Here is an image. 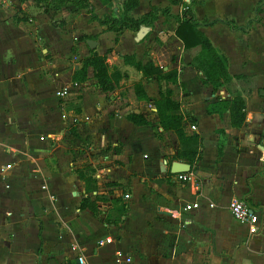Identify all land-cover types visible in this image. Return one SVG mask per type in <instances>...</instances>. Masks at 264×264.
I'll list each match as a JSON object with an SVG mask.
<instances>
[{
    "label": "crops",
    "instance_id": "0c3cea01",
    "mask_svg": "<svg viewBox=\"0 0 264 264\" xmlns=\"http://www.w3.org/2000/svg\"><path fill=\"white\" fill-rule=\"evenodd\" d=\"M12 1L0 0V4L11 8V24L31 26L34 54L51 49L41 33L39 18L43 16L50 28L71 31L67 51L76 48L75 54L82 61L93 50L105 57L109 74L116 77L118 73L120 77L116 82L112 79L111 89L102 90L93 68L88 66L84 80L73 82L72 74L63 81L71 80L69 86L59 89H66L65 95H69L74 87L82 86L75 105L80 111L66 119L63 112H72L74 107L64 110L54 104L52 91L62 81H56L51 102L43 107L53 126L47 129L41 125L38 133L49 135L58 126L71 125L75 145L90 144L88 150L94 156L89 157L88 165L66 167L63 161L68 153L64 150L61 156L56 150L60 145L63 148L62 142L58 147L47 139L38 141L37 135L20 123L27 134V153L43 155L39 154L40 165L33 168L24 164V171L12 169L10 158L0 156V264H264V0H139L130 11L134 18L149 12L150 6L167 9L166 14L159 12L150 25H141L148 31L139 40L138 30H107L97 21H89L85 9L70 3L55 8L35 0ZM123 1L112 0L107 6L90 0L99 17L117 15ZM186 9L193 14L198 31L226 58L231 80L217 89L190 64L200 46L186 48L177 36ZM80 15L91 30L75 32L74 22ZM78 34H86V45L87 40H94L96 46L90 49L83 42L75 44ZM126 56L141 65L151 62L163 72L174 71L176 82L143 75L125 62ZM74 66L78 69L81 63ZM89 76L91 89L86 86ZM237 76L245 77L238 80ZM138 84L149 100L137 96ZM166 88L179 104L175 113L182 116L186 133H196L201 142L198 160L185 172L192 175L188 181L177 178L182 172L170 171L173 162L188 161L179 155L176 134L159 125L153 102L159 98L160 89ZM90 93L100 94L102 102L96 103L98 106L86 118L84 100ZM235 95L245 103L241 126L231 124L228 110L207 112L209 105ZM130 110L141 113L148 123L129 121L125 114ZM14 119L19 123L15 116L8 127L4 120L0 123V141L16 142V133L9 137L11 131L7 130ZM206 142L211 150L210 163L206 161ZM147 147H152V154ZM47 154L57 159L53 170L46 164ZM137 156L142 167L134 165ZM78 170H84L90 178L87 186L94 187L89 192ZM85 197L95 200V212L80 208ZM232 198L244 199L258 213L259 222L249 226L236 221L228 208ZM122 202L125 213L117 223L107 222V215L117 216L115 207ZM191 203L196 207L183 210ZM169 209L180 213L172 217ZM29 233L37 236L34 244L28 240ZM86 249L91 262L85 259ZM26 252L30 254L21 259L20 253ZM78 256L83 258L82 263Z\"/></svg>",
    "mask_w": 264,
    "mask_h": 264
},
{
    "label": "rangeland",
    "instance_id": "374dc122",
    "mask_svg": "<svg viewBox=\"0 0 264 264\" xmlns=\"http://www.w3.org/2000/svg\"><path fill=\"white\" fill-rule=\"evenodd\" d=\"M10 12L11 8H3V5L0 4V123L4 124L5 121L7 125L4 124V126L8 127L13 116H15L19 123L14 119L15 122L11 123L12 125L7 130L11 131L9 137H12L14 131L18 138L16 142H12L10 139L9 142H6L4 139L0 141V156H8L10 158L8 161L12 162V169L16 171H24L22 168L24 164L27 166L31 165L33 168L38 166L41 161L39 154L43 155V152L27 153L26 148L28 145L25 143L27 134L24 128L20 126V123H22V126L28 127L27 130L31 131L32 135H37L35 138L38 141L42 142L47 139L48 143L51 145L55 144V146L58 145V147L60 142H62L63 148L60 145L56 150L61 156H63L64 150L68 153L66 160L63 161L66 167L88 165L89 157L94 156L89 153L88 149L90 144L85 142L80 145H75L77 142L72 138V134L75 131L71 125L58 126L56 130H51L49 135L38 133L42 129L41 125H44L47 129L53 126V119L51 118L49 121V117L43 112L45 110L43 107L51 102V91L57 86L56 81H62V83L52 91L54 104L59 105L64 110L66 107H74L72 112L70 110L66 113L63 112L62 117L67 119L69 118L68 116L74 115L77 110L80 111V108H75L77 107L75 105H77L78 99L80 98L82 86L79 85V88L74 87L69 95H57V91L63 85L69 86L71 80L63 81L66 80V77L74 73L76 69L74 64L81 63V58L76 56L78 53L75 54L76 48L72 47L71 51L70 49L67 51L68 44L71 42V31L65 32L60 28H50L45 18L41 16L39 20L42 23L41 33L45 42L44 44L53 49L54 52L51 49L44 48L45 51L38 50L34 54L36 47L33 41L35 37L33 29L27 24H11L8 21ZM98 13H101V11L98 10ZM22 14L25 15L28 13L23 12ZM56 22H59V20ZM74 28L75 32L80 30L87 32L92 29L88 23L84 22L83 16L81 15L76 18ZM78 35L80 37L77 36L79 38L78 40H74V43L83 42L84 45L85 38H87L86 34ZM107 40L108 38L106 37L102 38L104 42H107ZM85 46L87 47L86 44ZM10 55L11 57L9 58ZM8 58L10 60L9 62H7ZM91 79V76H89L86 81V86L90 89L92 85L88 82ZM101 102L102 98L100 94H87L84 100L85 117L89 118L95 106H98L96 103L100 104ZM205 148H210L208 142L205 143ZM11 149L14 150V153ZM147 149L152 154V147H147ZM208 151L206 152L208 155L206 161L210 163L211 150L209 149ZM137 157L134 165L142 167L143 163L140 162L142 160L140 159L139 161V156ZM44 158L48 167L53 170L57 163L54 154H47ZM70 162H73L74 165L70 164ZM121 171H124V169ZM182 196H185V194L182 193ZM36 237L34 233H29L28 240H30L31 244H34ZM84 253L86 261L91 262L93 259L91 256L88 257L87 249ZM29 254V252L20 253L19 257L25 260L26 255Z\"/></svg>",
    "mask_w": 264,
    "mask_h": 264
},
{
    "label": "trees",
    "instance_id": "16d2710c",
    "mask_svg": "<svg viewBox=\"0 0 264 264\" xmlns=\"http://www.w3.org/2000/svg\"><path fill=\"white\" fill-rule=\"evenodd\" d=\"M25 1V0H21ZM37 2H44L45 4H51L55 8H60L66 4H73L77 8L85 9L89 14V21H97L99 24L106 26L107 30L120 32L123 29H129L137 31L141 25H150L156 18L159 12L167 13V9H159L155 6H150V11L143 14L139 18H134L130 15V11L138 5L139 0H124L122 2L121 12L117 15L104 14L99 17L94 13L90 0H35ZM103 5H109L112 0H99ZM258 7H256V12ZM59 24H64V21H60ZM197 23L195 22L193 14L187 9L182 12L181 22L176 29L177 36L181 38L186 48L199 45L200 51L194 56L190 64L201 71L204 76V81L210 84L213 89H217L226 83H229L231 76L227 71V61L225 56L210 42V40L196 28ZM189 38V39H187ZM125 62L133 64L137 69L142 71V74L148 77L155 76L157 80H165L166 82H176V75L174 71L163 72V70L148 62L144 65L133 62L129 56L125 57ZM90 66L93 68L94 76L97 79L98 85L102 90H109L112 88V79L117 81L120 77L109 74V68L105 61V57L97 54L95 51H90V54L81 61V66L76 69L72 75V81H82L85 79L86 69ZM245 76H237L236 78L242 79ZM137 96L147 99L142 86L140 84L135 86ZM171 90L166 88L165 90L160 89V95L158 99L153 100L157 110L159 119V125L164 130H172L181 146L180 157L186 159L189 164L193 165V161L199 158V147L200 138L196 133L187 134L184 128V120L181 115L175 113L179 104L172 100ZM245 103L241 96L235 95L228 101L220 100L212 105H209L207 112L222 113L228 110L230 113V120L233 126L239 127L245 120ZM125 117L134 124L142 125L147 124L148 120L145 116L135 110L126 112ZM78 176L85 183L86 192H89L91 187L87 184L91 182L84 172V170H78ZM119 200V199H118ZM80 208H88L92 212L96 211L95 200L90 201L89 198L85 197L80 202ZM117 216L113 217L107 215L105 218L107 222L117 223L121 215L126 211L125 203L115 207Z\"/></svg>",
    "mask_w": 264,
    "mask_h": 264
},
{
    "label": "built area",
    "instance_id": "2783aa9c",
    "mask_svg": "<svg viewBox=\"0 0 264 264\" xmlns=\"http://www.w3.org/2000/svg\"><path fill=\"white\" fill-rule=\"evenodd\" d=\"M65 94H67L66 89L57 91L58 96H63ZM190 127L191 129H194L195 125L192 124ZM9 167L10 165L6 166V168H9ZM191 176L192 175L190 173L182 172L177 175V178L181 181H188L190 180ZM125 197H127V195H125ZM196 205H197L196 203L186 204L183 207V210H191L192 208L196 207ZM228 208H229V211L232 217L240 223H245L251 226V225H256L259 222L260 218H259L258 213L254 211L244 199L232 198L229 201ZM179 213L180 211L178 209L168 210V214L172 217H177ZM106 240H109V239H106ZM99 242L102 243V241H99ZM77 260L79 263L83 262V258L81 256H78Z\"/></svg>",
    "mask_w": 264,
    "mask_h": 264
},
{
    "label": "water",
    "instance_id": "95a60500",
    "mask_svg": "<svg viewBox=\"0 0 264 264\" xmlns=\"http://www.w3.org/2000/svg\"><path fill=\"white\" fill-rule=\"evenodd\" d=\"M148 31V27L140 26L138 31L136 32V39H141L144 34ZM87 45L90 49H93L96 46V42L94 40H87ZM191 170V165L189 163L175 161L171 164L170 171L172 173H179V172H188Z\"/></svg>",
    "mask_w": 264,
    "mask_h": 264
}]
</instances>
